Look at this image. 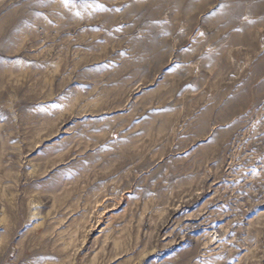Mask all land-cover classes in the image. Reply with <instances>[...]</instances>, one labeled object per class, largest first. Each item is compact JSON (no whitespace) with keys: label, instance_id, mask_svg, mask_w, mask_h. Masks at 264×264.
<instances>
[{"label":"rangeland","instance_id":"1","mask_svg":"<svg viewBox=\"0 0 264 264\" xmlns=\"http://www.w3.org/2000/svg\"><path fill=\"white\" fill-rule=\"evenodd\" d=\"M0 264H264V0H0Z\"/></svg>","mask_w":264,"mask_h":264}]
</instances>
